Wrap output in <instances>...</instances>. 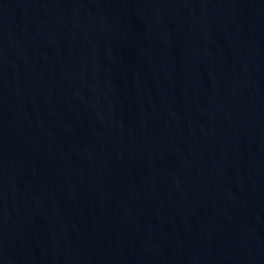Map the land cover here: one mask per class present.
<instances>
[{"label":"water","instance_id":"obj_1","mask_svg":"<svg viewBox=\"0 0 264 264\" xmlns=\"http://www.w3.org/2000/svg\"><path fill=\"white\" fill-rule=\"evenodd\" d=\"M0 264H264V0H0Z\"/></svg>","mask_w":264,"mask_h":264}]
</instances>
